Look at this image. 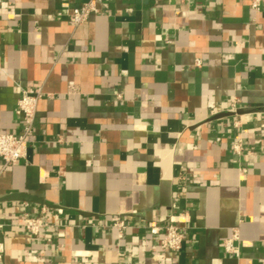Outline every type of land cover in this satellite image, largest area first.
I'll use <instances>...</instances> for the list:
<instances>
[{
	"label": "crops",
	"instance_id": "0c3cea01",
	"mask_svg": "<svg viewBox=\"0 0 264 264\" xmlns=\"http://www.w3.org/2000/svg\"><path fill=\"white\" fill-rule=\"evenodd\" d=\"M88 1L0 0V134L43 92L26 157L0 159V264H264V5L98 0L74 26ZM170 222L178 252L148 232Z\"/></svg>",
	"mask_w": 264,
	"mask_h": 264
},
{
	"label": "built area",
	"instance_id": "2783aa9c",
	"mask_svg": "<svg viewBox=\"0 0 264 264\" xmlns=\"http://www.w3.org/2000/svg\"><path fill=\"white\" fill-rule=\"evenodd\" d=\"M249 1L251 8L255 11H260L264 5V0ZM98 12V0H89L73 8L69 13V20L74 26H80L88 21L91 14ZM196 65L200 66L201 61L197 60ZM42 96L43 92L40 88L34 94H30L27 91L22 92L17 104V113L21 116L23 122L20 133L0 134V159L5 165L18 163L26 157L27 150L32 144L31 137L34 134L37 106ZM232 109H235L234 104L232 105ZM234 149L239 151L241 147L237 145ZM47 219V210L44 208L36 214L24 213L23 227L30 235L38 236L45 228ZM113 227L117 228L120 234H122L128 228V223L124 219H116L113 222ZM148 232L154 237H161L160 247L163 250L178 252L183 248L186 240L184 229L173 222L168 224L153 223L149 226ZM238 240L239 232L234 231L231 238L224 243L226 252H237L234 242Z\"/></svg>",
	"mask_w": 264,
	"mask_h": 264
},
{
	"label": "water",
	"instance_id": "95a60500",
	"mask_svg": "<svg viewBox=\"0 0 264 264\" xmlns=\"http://www.w3.org/2000/svg\"><path fill=\"white\" fill-rule=\"evenodd\" d=\"M244 111H246V110H242V111H240V112H238V113H243Z\"/></svg>",
	"mask_w": 264,
	"mask_h": 264
}]
</instances>
